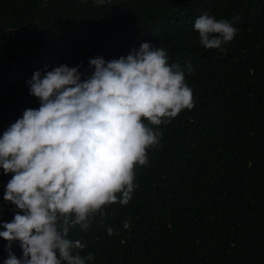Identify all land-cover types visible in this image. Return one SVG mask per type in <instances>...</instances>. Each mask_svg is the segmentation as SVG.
<instances>
[{
  "label": "trees",
  "instance_id": "obj_1",
  "mask_svg": "<svg viewBox=\"0 0 264 264\" xmlns=\"http://www.w3.org/2000/svg\"><path fill=\"white\" fill-rule=\"evenodd\" d=\"M44 2L0 0V137L39 107L35 72L67 65L85 79L90 59L126 57L142 43L185 69L194 101L159 127L129 203L105 206L86 232L69 228L86 245L76 251L94 256L87 264H264V0ZM205 13L237 29L223 50L199 42L193 25ZM10 179L0 169V223L18 211L3 199ZM11 250L22 257L18 242Z\"/></svg>",
  "mask_w": 264,
  "mask_h": 264
},
{
  "label": "clouds",
  "instance_id": "obj_2",
  "mask_svg": "<svg viewBox=\"0 0 264 264\" xmlns=\"http://www.w3.org/2000/svg\"><path fill=\"white\" fill-rule=\"evenodd\" d=\"M193 27L207 50H223L237 33L233 22L207 13ZM89 66L85 79L79 67L67 65L35 72L29 87L39 107L26 109L0 137V169L11 175L3 199L18 210L11 222L0 223V238L8 242L3 264L93 261L92 254L76 251L86 245L68 239L69 228L86 232L105 206L127 205L134 170L147 165L159 127L194 106L185 69L170 64L162 47L142 43L126 57H96ZM186 69L194 72L191 64ZM13 242L21 258L13 254Z\"/></svg>",
  "mask_w": 264,
  "mask_h": 264
}]
</instances>
